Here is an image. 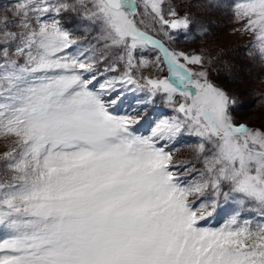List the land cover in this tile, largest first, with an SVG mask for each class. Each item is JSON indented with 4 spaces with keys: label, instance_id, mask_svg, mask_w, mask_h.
Wrapping results in <instances>:
<instances>
[{
    "label": "snow or ice",
    "instance_id": "snow-or-ice-1",
    "mask_svg": "<svg viewBox=\"0 0 264 264\" xmlns=\"http://www.w3.org/2000/svg\"><path fill=\"white\" fill-rule=\"evenodd\" d=\"M179 8L0 6V264H264V126L237 123L240 102L211 79L232 76L222 50L157 38L190 31ZM233 11L264 60V0ZM157 97L173 115L140 134Z\"/></svg>",
    "mask_w": 264,
    "mask_h": 264
},
{
    "label": "rangeland",
    "instance_id": "rangeland-1",
    "mask_svg": "<svg viewBox=\"0 0 264 264\" xmlns=\"http://www.w3.org/2000/svg\"><path fill=\"white\" fill-rule=\"evenodd\" d=\"M224 1L173 0L174 3L180 5L181 15L187 13L190 16L193 33L197 34L192 35L190 31L187 35L182 32H174L173 35L177 37L174 41H167L162 36H157V38L164 39L169 48L187 52L205 48L222 50L221 59L230 65L232 76L214 73L211 79L224 87L226 91L231 92L240 102L241 106L233 113L237 123H245L253 127L264 126V106L261 104V97H264V60H261L259 55L255 57L250 55L254 52L252 46L254 37L250 33L238 31L241 24L236 22L233 11L237 3L247 2V0H234L235 3L232 6L223 5ZM10 2L11 0H0V6H7ZM147 23L149 20L146 18L145 24ZM150 58L154 59L155 54L153 53ZM144 71L147 74L148 70ZM162 74H166V71ZM158 107L160 108L156 109V115L147 116L149 120H152L153 117L160 119L173 115L166 105L158 104ZM191 142V138L186 137L177 144L181 150L174 154L175 162L178 163L189 158L184 145ZM6 144L7 142L0 138V152L6 150ZM3 178L0 176V179ZM233 204L234 202L222 204L221 210L212 221L213 226L218 227L232 214ZM250 208L251 206L245 207L244 212L247 214Z\"/></svg>",
    "mask_w": 264,
    "mask_h": 264
},
{
    "label": "bare ground",
    "instance_id": "bare-ground-1",
    "mask_svg": "<svg viewBox=\"0 0 264 264\" xmlns=\"http://www.w3.org/2000/svg\"><path fill=\"white\" fill-rule=\"evenodd\" d=\"M131 99V98H129ZM154 111V112H153ZM153 111H149V112H152V113H147V116L148 115H156L157 114V110H153ZM142 114V113H141ZM159 118L157 117L156 119H153L152 120H149L148 118L146 120H144V122L140 125L139 129H138V132L140 134H144V135H148L150 134L151 132V127L154 126V123L158 120Z\"/></svg>",
    "mask_w": 264,
    "mask_h": 264
},
{
    "label": "trees",
    "instance_id": "trees-1",
    "mask_svg": "<svg viewBox=\"0 0 264 264\" xmlns=\"http://www.w3.org/2000/svg\"><path fill=\"white\" fill-rule=\"evenodd\" d=\"M223 5L232 6L233 5V1L232 0H225ZM191 29H192V27L190 25V32L192 33V35L197 34V33H193V29L192 30Z\"/></svg>",
    "mask_w": 264,
    "mask_h": 264
}]
</instances>
